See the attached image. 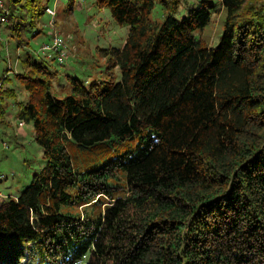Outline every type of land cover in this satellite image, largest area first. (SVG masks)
Returning a JSON list of instances; mask_svg holds the SVG:
<instances>
[{
  "label": "trees",
  "instance_id": "trees-1",
  "mask_svg": "<svg viewBox=\"0 0 264 264\" xmlns=\"http://www.w3.org/2000/svg\"><path fill=\"white\" fill-rule=\"evenodd\" d=\"M40 1H5L27 51L0 76V125L10 99L42 164L0 203V264H264V0H221L213 44L212 1L96 0L125 41L95 47L106 80L61 81L22 37Z\"/></svg>",
  "mask_w": 264,
  "mask_h": 264
},
{
  "label": "rangeland",
  "instance_id": "rangeland-1",
  "mask_svg": "<svg viewBox=\"0 0 264 264\" xmlns=\"http://www.w3.org/2000/svg\"><path fill=\"white\" fill-rule=\"evenodd\" d=\"M41 1L36 5L35 10H40L41 5L46 2L45 0ZM201 1L182 0L180 14L185 13L188 7L201 5ZM208 1L213 2L215 10L220 8L221 0ZM26 2L28 0H21L19 7L25 5ZM46 3L51 8L56 5L57 13L54 8L55 20L52 25H48L49 16L44 14L42 23L39 24V27H42V32L34 38H31V32L26 29V26L22 28V37L30 41L28 51L31 54L39 53L40 46L43 43H49L56 33L65 39L69 50V56L63 64H57L52 59H47L53 65L52 67L57 68L61 73L57 76L60 81L66 74L77 76L83 80H106L107 76L104 73L102 61L99 59L96 61L95 47L122 46L126 38L127 27L116 24L110 16V11L104 7H97L96 0H59L58 3L55 0H47ZM33 7L27 8L29 13L32 12ZM20 10L23 8L20 7ZM163 14V7L157 2L152 12V19L160 21ZM29 20L28 16L26 25L30 23ZM221 21L222 11L214 12L212 20L205 30L211 44L218 39L221 32ZM0 33L2 41L0 76L4 75L5 69L10 67V72L7 75L13 78L14 73L20 70L18 55L24 57L27 49L16 50V41L11 38L5 26L0 28ZM15 85L16 82L13 79L6 83V86L9 87ZM54 86L57 91H61L58 83H55ZM17 94L18 101L26 99L25 91L20 90ZM2 104L7 105L8 119L11 122L6 127L0 125V192L7 198L16 195L30 182L32 175L42 164V150L33 139L32 127L18 121L13 116L17 109L13 101L7 99ZM25 254L26 257L22 260L23 264L28 262L26 250Z\"/></svg>",
  "mask_w": 264,
  "mask_h": 264
},
{
  "label": "built area",
  "instance_id": "built-area-1",
  "mask_svg": "<svg viewBox=\"0 0 264 264\" xmlns=\"http://www.w3.org/2000/svg\"><path fill=\"white\" fill-rule=\"evenodd\" d=\"M45 12L49 16L48 25H52L54 22L55 10L49 6H46ZM8 15L9 10L5 5L4 0H0V28L4 26L8 22ZM1 39V33H0ZM39 52L43 55L46 59H55L58 64H63L67 60L69 56L68 46L65 42V39L58 34H54L52 39L49 43H43L40 48ZM10 72V67H8L7 73ZM3 83L0 82V91L3 89ZM6 197L5 194L0 192V198L3 200ZM87 262V255L84 254L82 257L74 260L71 264H86Z\"/></svg>",
  "mask_w": 264,
  "mask_h": 264
},
{
  "label": "crops",
  "instance_id": "crops-1",
  "mask_svg": "<svg viewBox=\"0 0 264 264\" xmlns=\"http://www.w3.org/2000/svg\"><path fill=\"white\" fill-rule=\"evenodd\" d=\"M57 3L59 2V0H55ZM54 8L56 9V5L54 6ZM56 13H57V9H56ZM110 13V12H109ZM56 16V15H55ZM1 198H0V203H1Z\"/></svg>",
  "mask_w": 264,
  "mask_h": 264
}]
</instances>
